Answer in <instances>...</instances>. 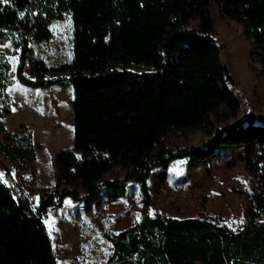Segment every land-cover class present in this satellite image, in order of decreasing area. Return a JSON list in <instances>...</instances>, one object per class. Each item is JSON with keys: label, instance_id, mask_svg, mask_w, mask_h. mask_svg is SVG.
Returning a JSON list of instances; mask_svg holds the SVG:
<instances>
[{"label": "trees", "instance_id": "obj_1", "mask_svg": "<svg viewBox=\"0 0 264 264\" xmlns=\"http://www.w3.org/2000/svg\"><path fill=\"white\" fill-rule=\"evenodd\" d=\"M210 2L0 0V41H8L18 57V82L71 85L74 115L73 149L56 155L57 188L42 191L36 208L8 172L0 178V264H58L44 224L49 206L60 207L66 197L92 202L100 194L112 203L136 181L144 209L154 168L174 159L204 160L222 145L243 149L254 180L244 224L229 230L210 219L142 215L119 232L103 233L111 245L107 264H264V112L230 122L240 104L219 58L223 46L215 37ZM215 4L225 23L242 30L250 72L263 80L264 0ZM66 14L73 25L72 60L47 65L35 48L51 37L49 25ZM132 65L147 71L126 70ZM9 69L0 52L2 97ZM55 72L68 77L45 79ZM196 131L208 137L199 146L167 143ZM20 138L27 146L0 143V151L11 160L33 161L30 135Z\"/></svg>", "mask_w": 264, "mask_h": 264}, {"label": "rangeland", "instance_id": "obj_2", "mask_svg": "<svg viewBox=\"0 0 264 264\" xmlns=\"http://www.w3.org/2000/svg\"><path fill=\"white\" fill-rule=\"evenodd\" d=\"M215 37L222 44L220 61L230 71L240 111L230 122H237L248 114L264 112V79L257 80L249 69L248 44L242 30L235 24L225 23L219 16L215 0L210 2ZM51 37L38 44L36 56L47 65L70 63L72 60L73 25L70 15L49 25ZM0 52L6 55L10 69L9 82L0 96V143L7 147L27 146L20 137L29 134L35 159L11 160L0 151V178L6 172L17 184L21 197L36 208L41 192L57 188L58 175L54 166L60 150L73 149V89L68 84L49 87H31L18 82L17 57L8 41H0ZM126 70L144 72L143 65H132ZM24 75L33 76L28 70ZM68 77V73L47 74L45 79ZM8 109L9 114H4ZM18 133L19 137L8 134ZM208 137L199 131L179 138H168L170 147L199 146ZM244 151L232 145H222L204 160L174 159L154 168L146 180L148 204L140 183L127 184L125 195L112 203L100 194L92 202L76 201L66 197L61 206L47 208L44 224L58 264H107L111 252L104 232H119L146 217L166 216L210 219L229 230L240 228L246 221L248 194L254 180L243 162ZM120 172L119 174H122ZM242 192L243 194H241ZM201 264V263H195Z\"/></svg>", "mask_w": 264, "mask_h": 264}, {"label": "crops", "instance_id": "obj_3", "mask_svg": "<svg viewBox=\"0 0 264 264\" xmlns=\"http://www.w3.org/2000/svg\"><path fill=\"white\" fill-rule=\"evenodd\" d=\"M5 57H6V55H4ZM15 56L17 57V55L15 54ZM18 62V57H17V60H16V63ZM16 66H17V64H16ZM16 70V69H15ZM146 217V216H145ZM146 218H151V217H146ZM139 220V219H138ZM136 222V221H135ZM134 223V222H133ZM131 225V224H130ZM129 226V225H128ZM127 227V226H126ZM124 229V228H123ZM123 229H121V230H123ZM115 232H117V231H115Z\"/></svg>", "mask_w": 264, "mask_h": 264}]
</instances>
